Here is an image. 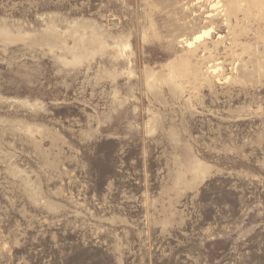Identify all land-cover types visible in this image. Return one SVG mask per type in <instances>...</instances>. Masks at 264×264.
Returning <instances> with one entry per match:
<instances>
[{"label": "rangeland", "instance_id": "rangeland-1", "mask_svg": "<svg viewBox=\"0 0 264 264\" xmlns=\"http://www.w3.org/2000/svg\"><path fill=\"white\" fill-rule=\"evenodd\" d=\"M189 1L0 0V264H264V0Z\"/></svg>", "mask_w": 264, "mask_h": 264}, {"label": "bare ground", "instance_id": "bare-ground-1", "mask_svg": "<svg viewBox=\"0 0 264 264\" xmlns=\"http://www.w3.org/2000/svg\"><path fill=\"white\" fill-rule=\"evenodd\" d=\"M204 1L205 0H191L189 2H192V6H198L201 8V7L205 6L202 4ZM254 4L257 7L259 5L262 6L261 1H259V0L255 1ZM232 5L233 4L228 5L226 8H223V4H221V1L217 0L211 6H212V9H214V10L218 9L219 11L217 13H212V12L208 13L205 16L206 18H209L208 20H206V22L213 23L216 20H222L225 24H228V25L231 24L232 23L231 16L233 14ZM209 6H210V4H209ZM203 8H205V7H203ZM210 9H211V7H210ZM193 12H194V10H193ZM212 31H213V27H210V25H209V27H204L199 32L195 33L193 35V37L185 38L182 41L185 42L186 46L190 49L191 52H196L197 48H198V43L208 39L210 37ZM213 72L216 73L217 70H214Z\"/></svg>", "mask_w": 264, "mask_h": 264}]
</instances>
